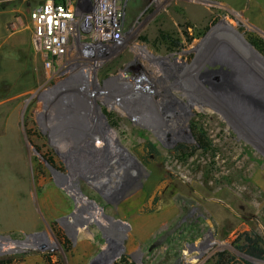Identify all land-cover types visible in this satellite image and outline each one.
Listing matches in <instances>:
<instances>
[{
    "label": "rangeland",
    "instance_id": "374dc122",
    "mask_svg": "<svg viewBox=\"0 0 264 264\" xmlns=\"http://www.w3.org/2000/svg\"><path fill=\"white\" fill-rule=\"evenodd\" d=\"M45 1H0V258L264 264L237 248L264 238V0H122L116 49L72 36L50 68Z\"/></svg>",
    "mask_w": 264,
    "mask_h": 264
},
{
    "label": "built area",
    "instance_id": "2783aa9c",
    "mask_svg": "<svg viewBox=\"0 0 264 264\" xmlns=\"http://www.w3.org/2000/svg\"><path fill=\"white\" fill-rule=\"evenodd\" d=\"M122 2L90 0L74 8L64 1L46 0L30 14L34 50L45 57V66L50 68L67 57L72 36H88L89 46L97 52L116 49L124 36L126 14ZM79 11L83 13L80 19Z\"/></svg>",
    "mask_w": 264,
    "mask_h": 264
},
{
    "label": "trees",
    "instance_id": "16d2710c",
    "mask_svg": "<svg viewBox=\"0 0 264 264\" xmlns=\"http://www.w3.org/2000/svg\"><path fill=\"white\" fill-rule=\"evenodd\" d=\"M252 44L257 47V42L252 41ZM174 45H177V43H174ZM197 141L200 144L201 148L204 150H207L209 148V142L207 139L204 138V134L197 135ZM152 150H154L153 147H151ZM179 154H183L185 156L188 155L186 149L184 146H180L175 150ZM243 244L239 245L237 248L238 250L257 260H264V238L254 235H245L243 238ZM27 255H16V256H10L5 258H0V264H13L15 262L23 261L26 258ZM46 264H52L50 256H45ZM212 264H250L247 261H237L235 257H230L228 254L225 253H219L213 260Z\"/></svg>",
    "mask_w": 264,
    "mask_h": 264
},
{
    "label": "bare ground",
    "instance_id": "6f19581e",
    "mask_svg": "<svg viewBox=\"0 0 264 264\" xmlns=\"http://www.w3.org/2000/svg\"><path fill=\"white\" fill-rule=\"evenodd\" d=\"M12 128V127H11ZM13 129V128H12ZM7 130H9L8 129V125H7ZM7 132H10V130L9 131H7ZM11 133V132H10ZM10 133H8L9 134V137L10 136H12V135H10ZM3 134V133H2ZM17 135V134H16ZM6 136V134L5 135H2L1 137H0V140H2L4 137ZM6 138V137H5ZM13 138V137H12ZM14 138L15 139H17V137H15L14 136ZM10 140V139H9ZM16 141V140H15ZM20 144V143H19ZM20 146V145H19ZM3 147V146H2ZM6 148V147H5ZM0 149H2V148H0ZM2 151V150H1ZM3 153V152H2ZM12 154H10V156H11ZM22 155V154H21ZM4 156V155H3ZM2 156V157H3ZM23 158V157H22ZM1 160H2V158H1ZM9 160H11L10 158H9ZM5 162V161H4ZM134 174V173H133ZM82 200H84V201H86L87 203H89L90 205H93L94 203H91L89 200H87V199H85L84 197H82ZM93 207H94V210H95V213H96V216H98V218H99V221H101L103 224H106V225H108L109 227H111L112 229H114L121 237L124 235V232H125V224L124 223H122V222H120V221H116L114 218H112V217H109V216H107L105 213H103V211L101 210V209H99L98 207H96L95 205H93Z\"/></svg>",
    "mask_w": 264,
    "mask_h": 264
},
{
    "label": "crops",
    "instance_id": "0c3cea01",
    "mask_svg": "<svg viewBox=\"0 0 264 264\" xmlns=\"http://www.w3.org/2000/svg\"><path fill=\"white\" fill-rule=\"evenodd\" d=\"M1 1V0H0Z\"/></svg>",
    "mask_w": 264,
    "mask_h": 264
}]
</instances>
